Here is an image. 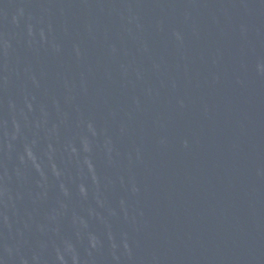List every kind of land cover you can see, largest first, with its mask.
<instances>
[{
	"label": "water",
	"instance_id": "water-1",
	"mask_svg": "<svg viewBox=\"0 0 264 264\" xmlns=\"http://www.w3.org/2000/svg\"><path fill=\"white\" fill-rule=\"evenodd\" d=\"M0 264H264V0H0Z\"/></svg>",
	"mask_w": 264,
	"mask_h": 264
}]
</instances>
